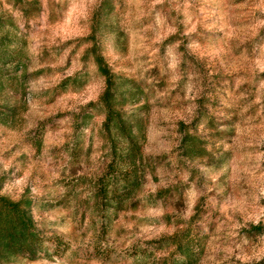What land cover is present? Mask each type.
I'll list each match as a JSON object with an SVG mask.
<instances>
[{
    "label": "clouds",
    "instance_id": "obj_1",
    "mask_svg": "<svg viewBox=\"0 0 264 264\" xmlns=\"http://www.w3.org/2000/svg\"><path fill=\"white\" fill-rule=\"evenodd\" d=\"M0 200V264H264V0H0Z\"/></svg>",
    "mask_w": 264,
    "mask_h": 264
},
{
    "label": "trees",
    "instance_id": "obj_2",
    "mask_svg": "<svg viewBox=\"0 0 264 264\" xmlns=\"http://www.w3.org/2000/svg\"><path fill=\"white\" fill-rule=\"evenodd\" d=\"M25 204L30 207V202ZM31 227V218L26 211L22 210L21 205L0 200V240L6 237L10 247L23 246Z\"/></svg>",
    "mask_w": 264,
    "mask_h": 264
}]
</instances>
